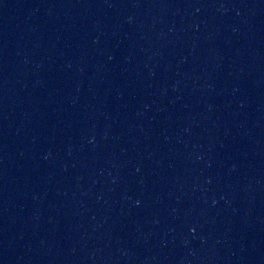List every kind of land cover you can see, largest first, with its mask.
Here are the masks:
<instances>
[{
	"label": "water",
	"instance_id": "95a60500",
	"mask_svg": "<svg viewBox=\"0 0 264 264\" xmlns=\"http://www.w3.org/2000/svg\"><path fill=\"white\" fill-rule=\"evenodd\" d=\"M0 264H264V0H0Z\"/></svg>",
	"mask_w": 264,
	"mask_h": 264
}]
</instances>
